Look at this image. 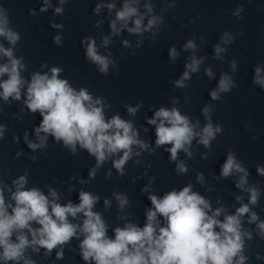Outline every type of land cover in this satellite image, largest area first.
Instances as JSON below:
<instances>
[{
	"label": "clouds",
	"instance_id": "9594fccd",
	"mask_svg": "<svg viewBox=\"0 0 264 264\" xmlns=\"http://www.w3.org/2000/svg\"><path fill=\"white\" fill-rule=\"evenodd\" d=\"M60 5H64L68 0H59ZM139 0H124L123 6L116 11L115 19L110 22L112 34L119 33L126 29L130 34H141L153 27L163 24V18L153 13L154 5L147 3L144 8L145 13H140L138 8ZM137 5V6H133ZM52 7L50 0H45V7L41 12ZM103 4L97 3L93 9L98 15ZM116 4L109 3L107 8L111 12ZM243 7H237L233 13L238 19H242ZM4 9L0 7V13ZM63 7H55L54 14H63ZM30 14L35 16L34 10ZM147 25L142 27L146 18ZM134 18V19H133ZM119 22L120 27H117ZM134 26L129 27V23ZM99 23V21H97ZM8 19L5 14L0 19V36L5 37L10 44L15 45L20 40L18 32H13L7 28ZM63 25L52 24V27H62ZM158 31V28H157ZM236 36H230L228 32H223L220 43L214 45V59L223 60L221 53L227 52V48H222L221 44H232ZM155 35V33H153ZM54 42L59 46L61 37H54ZM109 38L105 36L103 43L106 45ZM85 48L86 61L98 65V70L107 75L109 64L113 63L108 57L98 53L95 40L92 37H85L81 42ZM127 43V42H125ZM142 43V41L140 42ZM184 48L195 49L196 44L189 39ZM0 53L8 58V63L0 65V78L7 76V79H0V98L8 101L9 97L20 100L21 90L26 87L25 104L31 113H39L42 121L35 128V133L40 143L28 140L27 133L25 141L28 147L35 150L37 147H46V136H40L41 132L54 137L56 143H63L72 154H75L76 145L95 157L96 168L100 167L104 161L118 153H123L122 157L115 160L114 167L124 175L123 166L130 158L133 146L146 148V142L139 139V133L131 121L122 119L118 114L110 119L105 118L104 105L101 98H93V95L86 89L79 90L71 86L68 79L60 78L62 68L52 67L51 75L35 72L31 75L30 81L21 75L25 65L21 63L23 57L15 58L11 48L5 49L0 44ZM174 63L179 53L173 46L168 53ZM191 63L185 64L183 75L173 81L175 87H186L185 81L191 77L189 73L199 71V65L204 58L197 59L191 57ZM43 66V65H42ZM229 67L234 73L237 72L236 60L229 62ZM256 77L252 83H259L264 87V80L259 77L260 67L255 68ZM205 74L209 79H214L211 68L205 69ZM235 80L227 72L220 74L218 86L210 93L212 100H220V93H229L236 88ZM177 101H173V104ZM128 113L135 115L140 105L135 108L125 105ZM211 104L203 108V115L208 121L200 129L199 120L195 124L190 122L187 115H182L178 108L171 109L161 107L155 111L154 116L148 123L155 126V146L160 148L164 145H171L165 149L170 152V159L177 160L178 153L183 151L191 156L190 146L194 138L199 137L198 143L211 149V141L216 139L217 133L223 131L220 124L211 123ZM4 126L0 125V138L3 136ZM254 140L258 137H253ZM154 151V150H153ZM21 153H17L19 156ZM34 162L35 157L31 158ZM96 168H93L89 175L95 176ZM178 173L187 172V167L183 162L176 166ZM234 172L243 173L236 182L237 188H242L247 183L248 170L243 166L242 161H238L234 152L229 151L227 159L221 167L220 177L228 178ZM259 175L264 176V167L257 166ZM27 170L25 175L18 180H13L16 186L15 191L8 189L11 193L10 200L6 202L4 196V186L0 185V261L18 262L24 260V264H34L33 261L24 257L25 250L29 246L39 245L51 252L58 245H64L79 232L83 236L80 242L81 255L84 261H94L95 264H244L247 259L243 255L244 237L251 239V234L242 231L241 217L249 213L247 204L239 207L235 214L224 216L223 221L218 219L223 209H216L209 215L211 205L198 192L192 190V186L183 187L177 191L175 189L166 192L162 197L149 193L148 200L152 207L146 210V223L143 227L135 222L127 221L123 227L114 229V238L107 235L108 226L102 214L94 212L93 207L98 202L99 197L91 193L80 191L79 204L69 201L61 204L58 201L60 196L57 191L49 188L48 195L38 188L25 189L27 184ZM155 179V178H153ZM198 182H202L203 175L198 174ZM143 191L148 192L146 187ZM249 202L255 205L259 198V190L256 187L249 189ZM49 196L52 199H49ZM118 206L123 210L129 200L126 195L116 194ZM240 200V197H236ZM105 205L109 201L105 200ZM78 214H83L82 224H75L69 217L75 219ZM163 226H161V219ZM258 219L256 213H252L250 222ZM40 227L34 228L33 224ZM219 228L220 231H216ZM260 235L264 238V222L258 224ZM25 230L31 235L28 239ZM15 236V239L13 237ZM77 238H79L77 236ZM58 258L61 253H57ZM260 258V257H258Z\"/></svg>",
	"mask_w": 264,
	"mask_h": 264
}]
</instances>
